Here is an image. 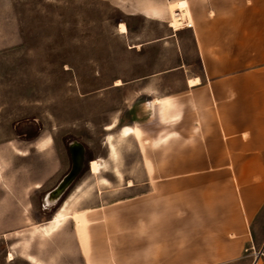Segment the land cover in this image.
Instances as JSON below:
<instances>
[{
    "label": "crops",
    "instance_id": "crops-1",
    "mask_svg": "<svg viewBox=\"0 0 264 264\" xmlns=\"http://www.w3.org/2000/svg\"><path fill=\"white\" fill-rule=\"evenodd\" d=\"M105 1L121 11L115 28L141 68L113 84L127 104L117 122L145 137L130 135L141 169L123 174L129 196L84 209V264H264L254 238L264 212V0H183L193 27L179 29L169 25L179 0ZM164 97L174 102L165 121Z\"/></svg>",
    "mask_w": 264,
    "mask_h": 264
},
{
    "label": "rangeland",
    "instance_id": "rangeland-1",
    "mask_svg": "<svg viewBox=\"0 0 264 264\" xmlns=\"http://www.w3.org/2000/svg\"><path fill=\"white\" fill-rule=\"evenodd\" d=\"M182 4L170 3V22ZM121 18L105 0H0V264H33L26 251L48 264H84L78 240L85 242L92 214L84 209L129 196L123 174L141 169L136 143L124 139L119 161L110 162L106 137L119 124L105 129L127 119L123 90L113 84L141 69L115 28ZM95 158L109 161L100 176L88 168ZM77 185L86 192L71 214L83 210L85 239L74 217L52 235H32ZM256 220L255 256L264 260V212Z\"/></svg>",
    "mask_w": 264,
    "mask_h": 264
},
{
    "label": "bare ground",
    "instance_id": "bare-ground-1",
    "mask_svg": "<svg viewBox=\"0 0 264 264\" xmlns=\"http://www.w3.org/2000/svg\"><path fill=\"white\" fill-rule=\"evenodd\" d=\"M188 9L185 7V5L180 6L179 8L172 11V21L169 23V25L175 29H179L181 25H183V19L187 17ZM119 31L120 32H126L127 28L123 23L119 25ZM192 82V81H191ZM123 82H121L120 79L115 81L116 85H121ZM174 107V102L170 100L167 97H164V99L158 101V111L159 115L161 116L162 120L165 121L168 119L169 111ZM177 117V116H176ZM118 122L117 118H115L109 125L105 127L106 130L111 131L113 128L117 127ZM136 135L137 137L141 138L142 131L140 128H137L135 126L124 125L120 127L117 130L116 134L108 133L106 137V145L108 148L109 158L108 160L110 162L117 163L120 158L119 153V145L122 143V141L126 138H128L130 135ZM170 134H165L164 137H158L155 140L152 141L153 145H158L162 141H165L167 137ZM51 142V138L48 137L46 139L41 140L38 145L39 147H45ZM18 154L23 155L25 152L18 151ZM104 158H95L90 163V171L95 176H100L104 170H106L108 166V161ZM116 175L120 178H122V173L117 168L115 169ZM1 166H0V176H1ZM68 181V179L66 180ZM100 181L102 183H107L108 180L105 177H101ZM99 181V182H100ZM100 182V183H101ZM130 184V183H128ZM36 187H40V184H36ZM75 191L71 193L68 198H66L58 207L59 209L54 213V215L47 221L43 222V224L35 225V227L32 229V235H35L37 233L41 234L42 236H49L52 235L54 232L58 231L61 228V225L68 219L73 218L75 219V223L80 226L79 228V235L81 240L85 239V232L84 229L81 227L83 225V213L78 212L75 214H71L73 206H75L78 201L81 199V194L85 191L82 187V185H77V187L74 189ZM86 192V191H85ZM28 246V244L25 245V247ZM14 253L10 250L8 253V259H13ZM25 258L33 263V264H48L41 260L39 257H37L35 254H32L30 252H25Z\"/></svg>",
    "mask_w": 264,
    "mask_h": 264
},
{
    "label": "built area",
    "instance_id": "built-area-1",
    "mask_svg": "<svg viewBox=\"0 0 264 264\" xmlns=\"http://www.w3.org/2000/svg\"><path fill=\"white\" fill-rule=\"evenodd\" d=\"M183 25H185V26H189V27H193V26H192V21H191L190 19H188L187 17H185V18L183 19Z\"/></svg>",
    "mask_w": 264,
    "mask_h": 264
}]
</instances>
